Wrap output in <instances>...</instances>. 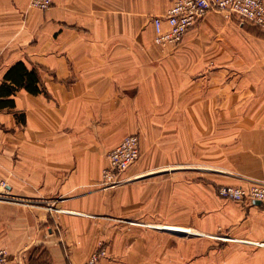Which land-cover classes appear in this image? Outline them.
Listing matches in <instances>:
<instances>
[{
  "label": "crops",
  "instance_id": "obj_1",
  "mask_svg": "<svg viewBox=\"0 0 264 264\" xmlns=\"http://www.w3.org/2000/svg\"><path fill=\"white\" fill-rule=\"evenodd\" d=\"M172 2L54 0L42 11L30 0H0V86L23 62L48 93L20 90L14 110L0 109V181L9 193L0 201V249L10 264L89 259L122 219V197L101 189L108 155L136 134L143 158L136 171H174L138 186L161 188V210L173 204L163 228L241 239L253 255L242 264H264V245L256 244L264 243V207L217 193L264 183V29L211 12L177 49L160 47L153 21ZM173 123L178 159L162 163ZM202 135L210 161L201 160ZM157 196L146 192L150 203ZM141 216L155 220L149 210ZM177 241L162 245L160 258L147 244L144 261L118 255L102 264H201L200 242Z\"/></svg>",
  "mask_w": 264,
  "mask_h": 264
},
{
  "label": "rangeland",
  "instance_id": "obj_2",
  "mask_svg": "<svg viewBox=\"0 0 264 264\" xmlns=\"http://www.w3.org/2000/svg\"><path fill=\"white\" fill-rule=\"evenodd\" d=\"M231 19L236 20L237 18L233 17ZM155 44L157 43L155 42ZM158 46L166 47L169 49H177L180 45L179 46L158 45ZM205 90L206 88H203L202 92L207 94L208 90H206V92ZM170 113L171 115H176L177 108L171 109ZM170 128H171V133H170L171 147L170 149H167V152H169L170 155L162 157L163 159L162 163L164 162L165 159H169L170 163L173 164L178 159V157L176 156L177 155V148H176L177 147L176 146L177 124L176 123L171 124ZM129 136H132V135H128V137ZM136 136H138L140 140V159L134 165H132L130 169H128L125 173H123L120 177H118V180H117L118 184L115 186H109L108 182H105V181L103 182L104 170L109 166V155L113 149L110 151L108 155L107 166L102 172L101 189H103L102 191L108 190V191H104L107 193L108 196H121L122 197L123 199L122 203L116 206V211H120L119 213L122 215V219H120L121 221L120 223L115 224L116 226L114 227V229L109 231V234H107L106 236L107 240L101 239V242L98 244L97 249L91 253L90 257L96 251L101 250V251H106V255L103 257V259L109 260V259H112V257L116 258L115 256L119 258L118 255H122L124 258H127L128 261H131L132 258L130 255L136 254L138 260H140L141 258L144 261L145 256H146V245L150 244V245H153L155 251L156 250L159 251L157 255H159V258H160V253L162 251V248H161L162 245L166 246L169 243L168 240L170 239L171 246L176 244L178 242L177 240H180L181 242L186 243L187 248L189 246L188 244L200 242L199 244L201 245V249H202L201 255L196 254L194 257L196 259H200L198 261H201V264H242V260H248L249 255H250L249 259L253 258L252 257L253 255H251L252 253H250L248 250L249 246L246 244H243L242 243L243 240L233 239L232 237L226 234L219 233V235H214V236H198L197 234H192L193 230L192 231L190 230L191 232L190 234H187V233L182 234V233H177V232L174 233L173 231L168 232L162 229L164 225L162 224L163 222L160 220V218H164L172 214L171 212L173 209V204L172 203H170L169 205L163 204L164 206H163V209L161 210V207H162L161 200H163L161 188H158V189L154 188L152 183L151 185H148V186H140V188H138V186L141 184L146 185V183L151 180H160L164 174H169L170 171L169 172L165 171L161 167L159 168L161 169L160 171H143V172L136 171L137 165L139 163H143L141 138H140V135L136 134ZM167 137L169 138V134L167 135ZM201 144H202V152H201L202 162L210 161L211 156H210V150H209V139L206 138V135H202ZM186 158L189 159V157H186ZM191 158L193 160L194 157L191 156ZM174 169H177V167ZM172 172L174 171H171V173ZM202 174L203 176H205L208 174V172H203ZM2 185H7V183L5 181H0V193L2 196H4V199H0V201H7L5 197L8 198L9 193L6 188H3ZM147 191L149 193V197H150V193H152L153 191L158 192V196L151 203L149 202L150 198L149 197L146 198ZM217 193H218V196L221 199H223L219 195L218 191ZM135 194L138 196L139 202L138 204H134L133 207L131 208V205L126 201L132 195H135ZM223 200L231 201L227 199H223ZM232 202H235V201H232ZM235 203L254 205L253 202H235ZM260 206L264 207V205H260ZM180 208L182 209L184 208V210L185 209L188 210L190 206L186 205V207H180ZM148 210L154 213L155 220H146L144 219L143 216H141L143 213L148 212ZM135 216H137V218ZM156 219H159V220H156ZM114 244H118L115 251L113 250V248L111 250V247H110V246H113ZM131 245L133 247H137L134 254H133L134 251L130 252ZM121 246H122V251H118L119 247ZM137 264H145V263L139 262Z\"/></svg>",
  "mask_w": 264,
  "mask_h": 264
},
{
  "label": "built area",
  "instance_id": "obj_3",
  "mask_svg": "<svg viewBox=\"0 0 264 264\" xmlns=\"http://www.w3.org/2000/svg\"><path fill=\"white\" fill-rule=\"evenodd\" d=\"M54 0H30L29 7L42 11L49 10ZM211 12H219L226 19L233 17L252 23L264 29V0H173L168 13L153 21L154 41L161 46H179L196 25ZM140 159V140L138 136H127L109 155V166L104 170L103 182L109 186L118 184L117 180ZM7 189V185H2ZM223 199L235 202L259 201L264 205V183H250L247 186L219 187ZM7 199V197H5ZM0 199L4 196L0 193ZM106 251H96L84 264H101ZM10 253L0 249V264H10Z\"/></svg>",
  "mask_w": 264,
  "mask_h": 264
},
{
  "label": "trees",
  "instance_id": "obj_4",
  "mask_svg": "<svg viewBox=\"0 0 264 264\" xmlns=\"http://www.w3.org/2000/svg\"><path fill=\"white\" fill-rule=\"evenodd\" d=\"M20 90H26L32 95L48 94L41 83L38 70L28 68L23 62L11 67L4 77L0 86V109L14 110L15 100L13 96Z\"/></svg>",
  "mask_w": 264,
  "mask_h": 264
},
{
  "label": "bare ground",
  "instance_id": "obj_5",
  "mask_svg": "<svg viewBox=\"0 0 264 264\" xmlns=\"http://www.w3.org/2000/svg\"><path fill=\"white\" fill-rule=\"evenodd\" d=\"M170 226V225H169ZM162 228V227H161ZM163 229H166V230H169V231H174V233L175 232H177V233H187V234H189L190 233V231L188 230V229H182V228H177V227H165V228H163ZM219 239V238H218ZM252 243V242H251ZM256 244H260V243H256ZM263 246L264 245V243H261L260 244V246Z\"/></svg>",
  "mask_w": 264,
  "mask_h": 264
},
{
  "label": "water",
  "instance_id": "obj_6",
  "mask_svg": "<svg viewBox=\"0 0 264 264\" xmlns=\"http://www.w3.org/2000/svg\"><path fill=\"white\" fill-rule=\"evenodd\" d=\"M253 204L254 205H257V206H260L261 205V203L259 201H253Z\"/></svg>",
  "mask_w": 264,
  "mask_h": 264
}]
</instances>
